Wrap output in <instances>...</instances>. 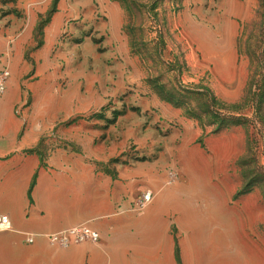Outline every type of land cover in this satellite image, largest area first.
I'll use <instances>...</instances> for the list:
<instances>
[{
  "label": "rangeland",
  "instance_id": "374dc122",
  "mask_svg": "<svg viewBox=\"0 0 264 264\" xmlns=\"http://www.w3.org/2000/svg\"><path fill=\"white\" fill-rule=\"evenodd\" d=\"M1 69L8 133L151 191L178 264H264V0H0Z\"/></svg>",
  "mask_w": 264,
  "mask_h": 264
},
{
  "label": "crops",
  "instance_id": "0c3cea01",
  "mask_svg": "<svg viewBox=\"0 0 264 264\" xmlns=\"http://www.w3.org/2000/svg\"><path fill=\"white\" fill-rule=\"evenodd\" d=\"M24 125L8 133L0 121V216L11 223L0 232V264H178L166 232L169 220L164 216L159 234L154 219L141 224L139 216L155 197L134 213L119 180L59 164L65 155L28 152L40 134ZM83 224L98 232V242L60 248L47 240ZM27 235L34 237L32 244Z\"/></svg>",
  "mask_w": 264,
  "mask_h": 264
},
{
  "label": "built area",
  "instance_id": "2783aa9c",
  "mask_svg": "<svg viewBox=\"0 0 264 264\" xmlns=\"http://www.w3.org/2000/svg\"><path fill=\"white\" fill-rule=\"evenodd\" d=\"M9 77V71L6 69L0 70V100L4 94L7 87V79ZM152 200L151 191H147L143 194L141 200V208L146 204L150 203ZM11 229V223L9 219L5 216H0V232H6ZM48 242L56 247L68 248L73 245H78L82 243H96L99 240V234L91 227L83 224L72 228H68L56 233H51L46 236ZM26 243L32 244L34 242V237L32 235H27L25 239Z\"/></svg>",
  "mask_w": 264,
  "mask_h": 264
}]
</instances>
